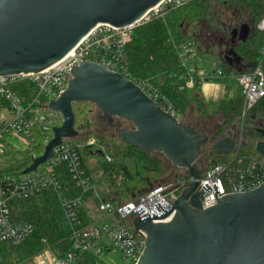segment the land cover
Here are the masks:
<instances>
[{"label":"water","instance_id":"1","mask_svg":"<svg viewBox=\"0 0 264 264\" xmlns=\"http://www.w3.org/2000/svg\"><path fill=\"white\" fill-rule=\"evenodd\" d=\"M163 0H0V76L37 73L59 62L98 24L125 27L141 20ZM251 32L244 23L231 31V41L245 42ZM228 64L240 63L233 49L225 54ZM66 91L50 101L49 109L61 113L63 122L41 155L23 171H35L52 157L63 139L78 137L74 103L91 102L100 119L114 127L123 142L149 152H158L175 168H184L194 178L205 170L204 153H228L236 149L232 133L215 141L204 128L184 123L150 98L133 81L87 61L72 69ZM116 119L131 127L115 125ZM264 135V129H258ZM264 158V140L255 145ZM198 181L190 183L173 207H155L162 215H141L133 220L145 232L144 249L136 264H264V183L258 188L217 197L203 208ZM173 216L166 222H154ZM153 218V219H152ZM137 231L135 232V234ZM134 234V235H135ZM120 240H128L122 238ZM134 237V236H133ZM132 239V238H131Z\"/></svg>","mask_w":264,"mask_h":264},{"label":"built area","instance_id":"2","mask_svg":"<svg viewBox=\"0 0 264 264\" xmlns=\"http://www.w3.org/2000/svg\"><path fill=\"white\" fill-rule=\"evenodd\" d=\"M189 1L163 0L141 20L129 26L98 24L80 40L76 48L52 66L37 73L0 76V98L7 102L10 110V118L0 125V137L14 133L22 138L27 146L29 141L33 142L39 137L46 146L53 137V129L60 126L64 120L61 113L49 109L48 105L66 91L70 79L73 78L72 69L87 61L102 65L133 81L163 110L180 120L182 113L168 95L162 92L161 82L139 79L132 74L127 58V46L132 41L137 26L162 16L168 7H178ZM258 29L264 30V17L258 23ZM173 46L178 51L183 67L187 69L185 81L179 85V91L193 89L196 85L207 81L235 79L243 96L242 123L248 111L264 99V44L250 72L230 75H227L216 62L207 65L194 44L174 43ZM235 137L237 140L235 156L228 161L206 168L198 179L187 174L186 169L176 168L173 175L135 200L126 203L104 200L99 208L111 216L113 221L101 225L84 219L82 213L84 200L87 194L93 193L94 183L85 165L80 150L81 145L75 143L74 138L63 139L53 149L52 157L35 171L0 176V244L16 248L32 235L35 229L31 223L14 221L10 203L32 198L45 189H51L58 198L69 227L71 248L65 255L56 254L43 240L45 248L30 257L28 261H33L35 264H84L79 263L80 257L84 254L99 257L118 252L127 264H136L146 240L145 232L136 230L133 225L134 218L139 215L137 210L140 208L143 209L141 215L149 213L160 216L164 212L158 211L155 204L159 202L166 210L172 208V203L194 181L200 183L197 189L201 192L206 184L211 189L203 197V208L215 205L217 199L224 195L252 191L264 183L263 156L257 152L258 155L253 156L241 152L242 131ZM94 143L95 140L91 139L83 146L87 147ZM32 148L30 146L28 149ZM5 155L6 145L0 141V158ZM61 170L67 173L72 189L76 193L70 194L71 190L66 186ZM115 178L119 185L124 179L123 173L116 174ZM213 183H216L219 190L216 194L218 198L215 196ZM173 214L162 219H152L156 223H163L169 221ZM121 232L122 238L128 240L119 239ZM1 260L2 256H0Z\"/></svg>","mask_w":264,"mask_h":264},{"label":"trees","instance_id":"3","mask_svg":"<svg viewBox=\"0 0 264 264\" xmlns=\"http://www.w3.org/2000/svg\"><path fill=\"white\" fill-rule=\"evenodd\" d=\"M263 17L264 0H190L178 7H168L162 16L152 18L134 29L133 39L127 46L130 71L139 79L161 82L160 89L168 95L181 113L185 114L186 110H190L193 117L197 116L198 119L207 121L213 116L206 112L199 85L193 89H186L191 93L189 108L181 98L179 85L184 83L187 69L183 67L173 44L192 43L196 46L198 54L217 56L227 75L250 72L264 44V30L258 29V23ZM244 23L250 25L249 37L245 42L236 40L232 43V29ZM212 37H221L222 41L211 42ZM231 49L241 57L240 63L233 65L227 63L225 54ZM86 104H91L93 107H79ZM221 107L223 121L213 124V131L205 130L210 135L211 141H215L223 133L228 132L236 136L242 131L241 152L252 156L258 155L255 150L256 142L264 140V135L258 132V129H264V99L248 111L243 123L241 88L237 98L222 103ZM73 109L76 117L75 127L79 134L73 141L78 145L81 142L85 144L94 139L93 124L91 125L92 120L89 115L91 113L95 115L99 111L91 102L74 103ZM118 120L114 121L115 125L121 124ZM126 127L131 126L126 125ZM28 144L25 148L24 161L0 168V176L23 173L32 163L33 158L43 153L45 145L39 137L33 142L29 141ZM30 146L33 147L31 150L28 149ZM84 151L87 155H104V150L98 142L87 146ZM113 152L114 158L110 167L103 173L108 194L105 200L119 203L135 200L153 186L163 182L167 178L165 176L171 170H175V167L167 166L164 159L154 152L136 148L120 138ZM234 156V151L223 154L208 149L203 159L205 163L214 165L228 161ZM61 172L66 186L71 190L70 194L76 193L72 189L67 173L63 170ZM120 172L123 173L124 179L118 185L115 175ZM10 209L14 221L28 222L35 228L32 235L16 247L21 259L30 258L43 250L45 246L43 239L56 254L65 255L71 248L70 230L53 190L45 189L32 198L13 201L10 203ZM6 247L0 244V255L5 253ZM98 260L95 255L84 254L80 257L79 263L97 264Z\"/></svg>","mask_w":264,"mask_h":264},{"label":"rangeland","instance_id":"4","mask_svg":"<svg viewBox=\"0 0 264 264\" xmlns=\"http://www.w3.org/2000/svg\"><path fill=\"white\" fill-rule=\"evenodd\" d=\"M213 41H222V39L221 37H212L211 42ZM201 56L207 65H210V64L213 65V63L215 62L221 65V61L217 56H210L206 54H203ZM180 95L184 103L187 104V108H189L190 104L188 102L191 97V93L189 91L182 90L180 92ZM79 107L80 108H84V107L91 108L93 106L91 104H88V105L86 104L85 106H79ZM221 108L222 107L220 106L218 110L219 112L215 114L213 113L212 115L213 118H210L207 120V123L209 124V126H207V129H206L207 131H213L212 129L213 124L223 121V111H221ZM99 115H100V112H97L95 115L94 113H91L89 115V118L90 120H92L91 125L93 124L92 129L94 130L92 133L93 135L92 137L94 138L95 142H98L101 145V148L104 150L103 151L104 155L103 156L99 154L87 155L85 154V151H84V149L86 148L85 146H83L84 143L81 142L79 143V145H81L80 150L82 151L85 165L94 183V191L92 194H89V196L85 198L84 203H83V209L85 210L87 214V217H88L87 220L94 222L98 225H101L105 222L113 221V218L109 216L107 213H105V211H101L99 206L107 198V195H108L107 194V184L105 182V179H103V173L110 167V164H111L110 160L114 158L113 148L115 145L119 143V138H118L119 136L115 134L114 127H111L109 124L108 125L105 124L106 121H103L102 119H100ZM208 115H211V114H208ZM180 120L186 123L187 120L197 121L198 117L197 116L193 117L192 112H190V110H186L185 114L182 113ZM118 121L121 122L123 126L132 125L130 122L126 120L119 119ZM78 124H80V122ZM0 139H2V142H4L5 145L8 147L16 146V145H19L21 147V144L23 145V141H22L23 139L14 133L4 134L0 137ZM154 153L162 157L164 161L166 162L167 166L174 167L170 164V162L168 161L166 157H164L158 152H154ZM210 166H212L210 163L209 164L208 162L205 163V169L209 168ZM172 171L173 170H171V172L165 177L169 178ZM173 172H176V168ZM18 252L19 250L17 248L6 247L5 253L3 254L4 256L0 255L2 256V260L0 261V264H35L33 261H28L30 260L29 258L21 259ZM110 254L111 255L109 257H105L106 255L99 256L98 264H127V261H125L118 254V252H112Z\"/></svg>","mask_w":264,"mask_h":264},{"label":"crops","instance_id":"5","mask_svg":"<svg viewBox=\"0 0 264 264\" xmlns=\"http://www.w3.org/2000/svg\"><path fill=\"white\" fill-rule=\"evenodd\" d=\"M199 86L200 95L206 106V112L211 115H213V113L215 114L219 112L218 110L222 103L232 101L237 98L238 94H240V87L233 78L229 80L227 79V81H207L201 83ZM0 115V125L3 123V121L10 118V110L7 102L1 98ZM0 141L2 142V139H0ZM22 141L23 145L21 144V147L19 145L11 147L6 146V155L3 158H0V168L24 161L26 142L24 140ZM82 213L85 219H88L83 207ZM110 255L111 254H107L105 257H109Z\"/></svg>","mask_w":264,"mask_h":264},{"label":"flooded vegetation","instance_id":"6","mask_svg":"<svg viewBox=\"0 0 264 264\" xmlns=\"http://www.w3.org/2000/svg\"><path fill=\"white\" fill-rule=\"evenodd\" d=\"M186 123L191 124V125H193L196 128L202 127V128H204V130H206L207 129V126H209V124L207 123V121L202 120V119H198L197 121H189V120H187ZM105 124L108 125L107 121H106Z\"/></svg>","mask_w":264,"mask_h":264}]
</instances>
